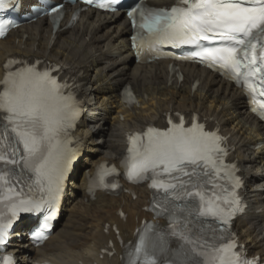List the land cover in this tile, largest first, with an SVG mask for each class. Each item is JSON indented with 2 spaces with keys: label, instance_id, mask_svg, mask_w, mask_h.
<instances>
[{
  "label": "snow or ice",
  "instance_id": "obj_1",
  "mask_svg": "<svg viewBox=\"0 0 264 264\" xmlns=\"http://www.w3.org/2000/svg\"><path fill=\"white\" fill-rule=\"evenodd\" d=\"M120 2L85 0V3H95L98 8L113 11ZM10 6V0H0V11ZM62 9L61 3L46 5L38 11L52 15L55 21ZM127 14L134 26L139 19V28L146 30L150 47L164 43L195 45L199 49L195 55L202 62L207 60L209 67L219 65L229 69L236 79L243 75L241 68L248 69L250 74L264 72V64L257 66L258 42L259 59L264 60V0H178L170 9H156L138 3ZM5 27L6 23L0 22V36ZM217 39L224 41V46L208 48L200 44L201 40ZM0 84L3 85L0 90V165L5 168L13 166L9 169L12 172L15 167H20L33 173L35 184L44 194L33 199L22 198L18 193L9 209L11 218L45 206L52 213L72 156V150L61 139V134L66 135L72 126L75 116L72 98L61 92L67 85L58 83L48 71L40 72L34 67L9 72ZM261 116L264 117V112ZM169 124L171 127L164 131L148 128L142 134L147 137L146 142L139 141L140 134L130 137L131 156L125 161L128 178L150 179L153 189L163 190L158 215H167L171 229L166 235H148L152 229L148 225L139 237L130 264H257L255 259L242 258L235 250L237 243L234 239L220 245L209 244L193 230L199 218L211 217L216 226L209 223L207 228L215 235L217 226L224 225L226 227L221 231L228 234L227 226L240 210L235 191L229 192L223 185L215 183L221 174L232 179L231 169L223 163L226 150L221 146V138L215 132L205 131L204 125L196 122L187 128L182 120L178 124L170 120ZM20 144L23 153L16 159L17 145ZM108 174L103 171L100 175L102 184ZM7 175L0 172V180L10 184ZM209 185L212 189L219 188L220 192L212 191L208 195ZM238 185L239 179L235 178L233 189ZM12 191L10 186L8 192ZM3 199L0 196V200ZM11 218L6 224L0 223V244L4 243ZM204 227V221H200L201 232ZM169 236L175 238L176 247L171 246ZM36 238H41L40 233H36ZM2 264H12V257H5Z\"/></svg>",
  "mask_w": 264,
  "mask_h": 264
},
{
  "label": "bare ground",
  "instance_id": "obj_2",
  "mask_svg": "<svg viewBox=\"0 0 264 264\" xmlns=\"http://www.w3.org/2000/svg\"><path fill=\"white\" fill-rule=\"evenodd\" d=\"M170 1L151 0L159 6ZM22 2L24 6L33 3L31 0ZM128 32L127 23L119 14L87 11L75 25L58 33L57 39L52 37L50 26L39 20L0 41V79L3 65L9 58L44 59L58 65L63 76L78 84L76 92L85 109L77 132L83 158L68 183L70 189L62 217L42 248H27L19 241L14 244L18 264H30L33 260L51 264H121V248L113 227L117 226L121 239L130 240L140 221L150 219L143 211L148 205L149 193L144 187H136L135 200L129 194L116 197L96 194L91 201L84 192L85 180L99 162L112 163L121 158L127 131L142 130L150 123L160 122L169 112L197 113L210 127H218L227 137L245 180L244 197L249 206L234 230L250 256L262 255L264 132L260 125L247 113L239 92L213 75L204 76V72L184 66L185 71H194L195 78L200 77L201 91L191 95L186 79L177 91L165 87L166 76L161 64L132 65ZM123 84H129L143 97L148 96L141 109L123 110L118 96ZM120 212L125 213V220L120 219ZM31 225L22 223L27 228ZM17 234H22V230L19 229L15 236ZM110 241L117 254L110 259L106 256L98 259L100 250L107 248Z\"/></svg>",
  "mask_w": 264,
  "mask_h": 264
}]
</instances>
